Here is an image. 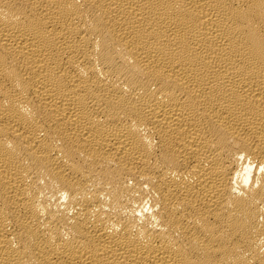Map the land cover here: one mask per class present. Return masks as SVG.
Listing matches in <instances>:
<instances>
[{"label": "bare ground", "instance_id": "6f19581e", "mask_svg": "<svg viewBox=\"0 0 264 264\" xmlns=\"http://www.w3.org/2000/svg\"><path fill=\"white\" fill-rule=\"evenodd\" d=\"M0 264H264V0H0Z\"/></svg>", "mask_w": 264, "mask_h": 264}]
</instances>
